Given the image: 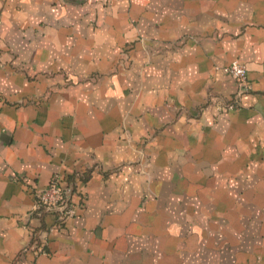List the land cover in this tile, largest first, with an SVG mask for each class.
I'll list each match as a JSON object with an SVG mask.
<instances>
[{
	"label": "crops",
	"instance_id": "crops-1",
	"mask_svg": "<svg viewBox=\"0 0 264 264\" xmlns=\"http://www.w3.org/2000/svg\"><path fill=\"white\" fill-rule=\"evenodd\" d=\"M0 264H264V0H0Z\"/></svg>",
	"mask_w": 264,
	"mask_h": 264
},
{
	"label": "built area",
	"instance_id": "built-area-1",
	"mask_svg": "<svg viewBox=\"0 0 264 264\" xmlns=\"http://www.w3.org/2000/svg\"><path fill=\"white\" fill-rule=\"evenodd\" d=\"M224 69L234 77L243 89L249 87L244 63L235 59L225 66ZM232 106V104H228V107ZM73 192L74 190L71 189V186L61 184L60 175H54L46 186L34 190L32 210L33 212L37 211V215L41 210L54 214L55 220L50 228L60 227L75 214L76 204L73 201Z\"/></svg>",
	"mask_w": 264,
	"mask_h": 264
},
{
	"label": "trees",
	"instance_id": "trees-1",
	"mask_svg": "<svg viewBox=\"0 0 264 264\" xmlns=\"http://www.w3.org/2000/svg\"><path fill=\"white\" fill-rule=\"evenodd\" d=\"M69 186H71V189L73 190V186L72 185H69ZM34 214H37V211H35ZM44 214H46V212L44 210H41V212L38 214V216H43Z\"/></svg>",
	"mask_w": 264,
	"mask_h": 264
}]
</instances>
